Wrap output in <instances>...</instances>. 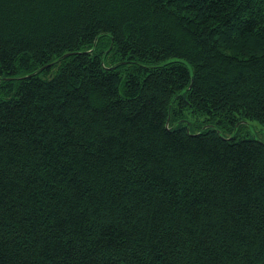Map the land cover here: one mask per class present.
Listing matches in <instances>:
<instances>
[{
    "label": "trees",
    "instance_id": "trees-1",
    "mask_svg": "<svg viewBox=\"0 0 264 264\" xmlns=\"http://www.w3.org/2000/svg\"><path fill=\"white\" fill-rule=\"evenodd\" d=\"M248 121L264 0H0V264H264Z\"/></svg>",
    "mask_w": 264,
    "mask_h": 264
},
{
    "label": "rangeland",
    "instance_id": "rangeland-1",
    "mask_svg": "<svg viewBox=\"0 0 264 264\" xmlns=\"http://www.w3.org/2000/svg\"><path fill=\"white\" fill-rule=\"evenodd\" d=\"M188 119L195 125H201L204 122V117L202 115L197 116V117H193V116L191 117L190 116V117H188ZM209 126H211V125L210 124H208V125L204 124V126H202V129H205ZM218 127L221 128L220 126H218ZM231 135H237L239 137H241V136L253 137V138L259 140L260 142H264V126L260 125L256 121L244 122L242 124L240 131L237 132V134L235 131H233Z\"/></svg>",
    "mask_w": 264,
    "mask_h": 264
}]
</instances>
